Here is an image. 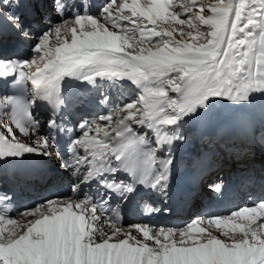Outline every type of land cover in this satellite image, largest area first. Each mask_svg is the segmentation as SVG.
Wrapping results in <instances>:
<instances>
[{"label": "snow or ice", "instance_id": "6c2138e0", "mask_svg": "<svg viewBox=\"0 0 264 264\" xmlns=\"http://www.w3.org/2000/svg\"><path fill=\"white\" fill-rule=\"evenodd\" d=\"M7 32L30 42V57L0 59V80L19 92L0 98V162L55 156L71 195L20 209L0 186V264H264V199L181 228L125 225L122 211L143 193L164 205L142 199L143 215L170 213L187 122L264 96V0H0ZM73 81L102 89L105 110L75 126ZM207 187L220 193L222 181Z\"/></svg>", "mask_w": 264, "mask_h": 264}, {"label": "bare ground", "instance_id": "6f19581e", "mask_svg": "<svg viewBox=\"0 0 264 264\" xmlns=\"http://www.w3.org/2000/svg\"><path fill=\"white\" fill-rule=\"evenodd\" d=\"M89 2L93 5H100L104 2V0H89ZM212 2H215V0H212ZM93 13L95 12V8H93ZM42 14L43 15H48V12H45L44 10H42ZM57 19V17H55V15H52V20L55 21ZM32 27H33V31L35 32H39L43 25L40 23V21L36 20L32 22ZM178 38L179 35L177 34ZM15 42H17L19 44L18 47H16V49L10 51L7 55L6 54H2L0 53V59H6V58H22V59H26L29 58V52L27 53V49H29L28 47H30V42H22L19 41L18 39L14 38ZM54 40V38H53ZM22 43L24 44V46H26L27 49H23V47H21ZM74 82V81H73ZM73 83L70 82L66 85L71 86ZM65 85V86H66ZM102 89H97V90H93V92L91 91V95L92 98H94V101H97L99 99V93ZM89 91V90H88ZM134 90L130 87V86H126L125 89V95H129L133 92ZM19 92H15V93H11V88H10V84L6 83L4 80H0V98L5 97V96H9V95H18ZM94 94V95H93ZM111 95L113 97V101L115 102L116 100L119 99V92L116 89H112L111 90ZM170 95H175L170 93ZM75 101V100H74ZM251 105H258L260 108L264 109V96H256V99L254 100V102ZM236 106L235 105H231L228 104L226 102H218L216 104H214L210 110L209 113L203 114L198 118H194L191 119L187 122V124L185 125V132L187 134L188 139L187 140H192L197 134H199L196 129V127L199 126H205L207 124V126H209L208 124H210L211 122H213L215 120V118L217 116H226L227 114L225 113V111L231 112L233 109H235ZM40 111L42 112V114H44L46 116L47 112H46V108H44V106H42L40 108ZM104 109L99 108L97 105L93 108H91L89 111H84L80 116H82L83 118H87L89 120L93 119L95 116L100 115L104 112ZM70 116L74 115V112H76V110H74V108L70 109ZM220 113V114H219ZM113 119H115V117H113ZM217 120H220L219 118ZM73 121V119H72ZM78 123V121H76ZM220 124V123H219ZM90 136L92 135V133L89 134ZM202 138H204L203 140L192 144L188 150L193 151L194 156L198 155L200 153H202L203 155H208L205 157V161L206 162H211L212 160H217L216 162H221L224 165H226L227 161L228 162H237V163H243L244 162V157L246 155L250 156V159L253 158V161L251 163L256 164L259 163L260 165H264V143L263 146H261L259 149L257 150H253L251 146H249V144L246 141H229L227 143L224 142H220L218 140L213 139L211 136H203ZM207 144V145H204ZM187 152V150H186ZM182 152H179V148L177 147L175 149V161L174 162H179L180 159H182ZM246 160V159H245ZM207 167V166H206ZM53 180H59V179H53ZM39 186V184H38ZM257 201L255 198H250L246 203L240 202L238 203L236 206H232L231 208H229L227 211L225 212H220V213H216V214H208V216H226L228 213H230L231 211L234 210H238L242 207H244L245 205L248 206H253L254 204H256ZM113 204H115V200H113ZM198 216H207V214H203V212L201 210H197L196 208H194L192 210V215L188 216V214L186 213L184 215V219L181 223L180 226L177 227H172L170 226L169 222H171V218H164L162 220H158L155 222H152L150 224H148L149 226L155 225L157 227L159 226H164V227H171V228H181L184 227L189 221L194 220L196 217ZM127 224H137V223H131V221L126 222L125 225ZM226 229H221V230H216L215 227L213 226V232L215 235L220 236L221 231H224ZM223 238V237H221Z\"/></svg>", "mask_w": 264, "mask_h": 264}, {"label": "rangeland", "instance_id": "374dc122", "mask_svg": "<svg viewBox=\"0 0 264 264\" xmlns=\"http://www.w3.org/2000/svg\"><path fill=\"white\" fill-rule=\"evenodd\" d=\"M38 21H39V20H38ZM176 38L179 39L178 36H176ZM21 47H23V49H27L26 46H24L23 43H22ZM28 48H29V49H27L26 51H27V53L29 52L28 54H29V56H30V47H28ZM226 163H228V161H227ZM40 185H42V184H40ZM40 185H39V186H40Z\"/></svg>", "mask_w": 264, "mask_h": 264}]
</instances>
